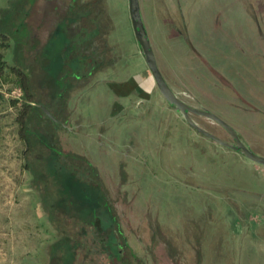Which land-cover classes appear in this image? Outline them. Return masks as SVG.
I'll return each instance as SVG.
<instances>
[{
  "label": "rangeland",
  "instance_id": "rangeland-1",
  "mask_svg": "<svg viewBox=\"0 0 264 264\" xmlns=\"http://www.w3.org/2000/svg\"><path fill=\"white\" fill-rule=\"evenodd\" d=\"M9 1L0 0V8ZM69 1L33 0L29 7L28 21L42 49L31 61L33 84L37 93L43 95L40 101L44 103L48 99L58 100L57 87L70 70L71 63L62 54L66 51V55L68 46L62 50L61 37L53 38L45 47L58 16L66 15ZM186 1L189 3V0H140L159 68L185 103L222 118L254 153L264 157V0H196L201 7L197 15L188 8L183 10ZM95 6L106 10L110 45L116 47L109 57L114 56L115 63L82 81L83 87L72 93L66 114L68 124L66 120L62 123L76 132L74 149L87 150L100 168L107 166L102 178L108 194L115 202V210L126 213L127 234L135 237L129 240L125 260L131 264H264L263 165L235 151L241 163L219 158L216 165L209 162L206 167L209 184L205 185L208 191L199 190L202 193L194 195L198 201L190 204L184 200L187 195L174 188L176 185L165 187L162 178L153 179L147 172L130 170L135 162H143L145 154L166 144V136L165 142H171L170 145L174 141L179 145L181 138H188L185 130L174 127L172 120L167 119L169 107L157 85L152 93L139 87L143 75L149 76L151 72L136 41L129 0H96ZM203 36L208 43L213 41L214 47L202 48ZM199 50L204 53L199 54ZM20 52L18 48L16 58L21 57ZM210 67L217 69L231 85L219 79ZM19 91L13 85L0 88L6 100L20 99ZM12 113L14 110L9 106L0 104V264H49L46 250L56 233L42 208L32 176L21 167V147L9 117ZM178 115L182 121V114ZM164 118L171 126H164ZM193 119L216 136L231 140L217 123L199 115H193ZM34 123L39 124L37 120ZM158 127L166 129L159 131ZM96 140L105 144V149L98 147ZM52 166L48 159L42 160L40 168L45 175L46 190L61 194ZM122 166L128 170L127 180H120ZM128 180L133 183L132 190L141 188L142 205L136 191L126 188ZM216 185L219 192L226 193L223 223L218 222L212 196L207 204L204 195L218 193ZM132 194L136 198L134 203L130 201ZM141 208L153 219L160 215L164 224L176 226V232L168 227L163 229L164 225L161 240H150L152 236L140 215ZM166 235L173 247L172 255L166 251ZM95 260L100 264L105 261L100 256Z\"/></svg>",
  "mask_w": 264,
  "mask_h": 264
},
{
  "label": "trees",
  "instance_id": "trees-1",
  "mask_svg": "<svg viewBox=\"0 0 264 264\" xmlns=\"http://www.w3.org/2000/svg\"><path fill=\"white\" fill-rule=\"evenodd\" d=\"M31 1L33 0H23L19 3L18 0H10L6 7L0 8V88L13 85L20 90L21 95L20 99L6 100L3 93H0V104L14 110L9 117L14 122L16 138L21 147V167L32 176L42 208L56 233L54 241L46 250L50 259L49 264H100L95 260L99 256L105 259L102 264H131V261L125 260L124 255H127L129 240L135 237L127 234L124 228L126 213L115 210V202L108 194L107 183L102 178L103 174L106 175L104 170L107 166L100 168L87 150L74 149L72 141L77 138L76 132H71L66 127L67 119H69L66 114L72 93L79 87H83L84 79L105 68H110L115 63V57H109L110 53L115 52L116 47L110 45L111 41L107 32L109 29H106L104 18L106 10L102 6L96 7V0H70L66 15L58 16L51 38L46 42L45 47L50 45L53 38L61 37L62 50H65L66 45L68 46L66 55V51L62 54L71 64H68L70 70L64 80L65 83L57 87L58 100L48 99L49 102L44 103L40 101L43 95L37 93L33 84L31 61L42 49H39L28 21ZM192 1L184 2L183 10L188 8L191 14L193 12L197 15L201 8L200 3L196 0ZM142 14L144 18L143 10ZM202 33L207 32L202 30ZM202 38L203 41L200 40L204 44L202 48L209 50L213 46V41L208 43L204 36ZM71 45L75 47L69 49ZM190 45L194 47L192 42ZM18 48L21 51L20 58L15 57ZM193 49L196 53L197 49ZM198 52L204 53L200 50ZM210 69L225 84L231 85L219 75L217 69L213 67ZM68 78L70 82L66 84ZM155 85L153 76L144 74L139 87L152 93ZM154 97L156 99V95ZM166 104L169 107V111L166 112V115H169L167 119L172 120L174 127L181 131L185 130L188 139L181 138L179 145L175 141L170 145L171 142H165L168 141L166 136L164 140L166 144L162 143L161 148L159 145L155 151L145 154L143 162H135V167L132 166L130 170L135 173L147 172V175L153 179L162 178L165 187L176 185L174 188L182 195H187L184 200L190 204L198 201L199 198L194 195L202 193L199 190L208 191L205 185L209 184L206 174L209 162L216 165L215 161L219 158L221 161L232 159L241 163L239 159L241 157L196 131L185 119L182 118L181 121L179 112L168 103ZM43 108H47L52 117L45 113ZM34 120H37L39 124L36 125ZM63 120H66L65 124L62 123ZM165 122L164 118V126H171ZM175 122L178 126H175ZM164 129L166 127L159 128V131ZM96 144L101 149H105V144L100 142ZM44 159L52 162L51 172L57 184L58 182L60 184L61 194L53 190L47 193L45 175L40 168ZM121 170L120 180H127L125 178L128 176V170L124 166ZM109 172L107 174H110ZM132 184L128 180L126 188L131 189ZM216 186L218 193H204V195H206V201L212 196L214 200L212 207L216 217L219 218L218 222L223 223L227 201L224 194L226 193L219 192V185ZM132 191H136V197L139 196L140 203L141 188ZM202 196L199 197L203 198ZM134 199H136L135 194H132L131 203L135 202ZM140 204L139 206L142 207ZM149 208L150 206L147 205V209ZM261 213L264 215L262 206ZM141 214L150 230L152 236L150 240H161L159 237L163 235L162 227L166 225L162 221L164 219L161 220L160 215L159 218L153 219L152 215L145 213L142 208ZM167 227L174 233L177 230L176 226L169 225L163 229ZM178 231L182 232L180 229ZM167 236L162 239L166 241L164 243L166 251L172 255L170 250L173 247Z\"/></svg>",
  "mask_w": 264,
  "mask_h": 264
},
{
  "label": "water",
  "instance_id": "water-1",
  "mask_svg": "<svg viewBox=\"0 0 264 264\" xmlns=\"http://www.w3.org/2000/svg\"><path fill=\"white\" fill-rule=\"evenodd\" d=\"M129 14L132 22V27L134 28V34L138 45L140 47L141 55L143 56L155 82L158 87L159 92L161 93L164 100L171 105L175 111L182 114L185 121L193 127L196 131L201 133L202 135L214 140L219 145L228 148L232 151L242 154L246 158L251 161L261 164L264 166V157L260 156L253 152L244 141L240 138L237 131L225 122L222 118L217 116L211 111L193 107L187 103H185L172 89V87L168 84L164 75L162 74L155 51L147 31V27L144 22L140 0H129ZM45 113L52 117L51 113L47 108H43ZM193 115L203 116L218 125H220L223 129H225L230 135L231 140H224L215 134L209 132L208 130L199 126L195 120L193 119Z\"/></svg>",
  "mask_w": 264,
  "mask_h": 264
},
{
  "label": "built area",
  "instance_id": "built-area-1",
  "mask_svg": "<svg viewBox=\"0 0 264 264\" xmlns=\"http://www.w3.org/2000/svg\"><path fill=\"white\" fill-rule=\"evenodd\" d=\"M19 96H21V95H20V92H19Z\"/></svg>",
  "mask_w": 264,
  "mask_h": 264
},
{
  "label": "bare ground",
  "instance_id": "bare-ground-1",
  "mask_svg": "<svg viewBox=\"0 0 264 264\" xmlns=\"http://www.w3.org/2000/svg\"><path fill=\"white\" fill-rule=\"evenodd\" d=\"M207 119V118H206Z\"/></svg>",
  "mask_w": 264,
  "mask_h": 264
}]
</instances>
